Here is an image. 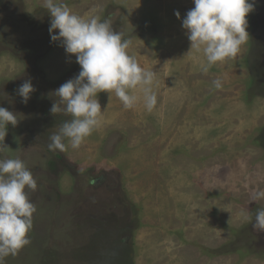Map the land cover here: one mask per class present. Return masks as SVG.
<instances>
[{
    "label": "rangeland",
    "instance_id": "1",
    "mask_svg": "<svg viewBox=\"0 0 264 264\" xmlns=\"http://www.w3.org/2000/svg\"><path fill=\"white\" fill-rule=\"evenodd\" d=\"M62 2L131 41L128 54L155 73L157 104L147 111L137 89L125 109L101 92L100 127L78 149L65 140L50 151L71 117L51 114L49 94L80 66L51 42L43 0H0V106L18 119L0 159H22L37 181L26 189L30 243L5 264H264V232L251 225L264 208L252 201L264 190V0H249L238 55L207 73L182 28L193 0ZM25 80L35 88L27 104L17 94Z\"/></svg>",
    "mask_w": 264,
    "mask_h": 264
},
{
    "label": "clouds",
    "instance_id": "2",
    "mask_svg": "<svg viewBox=\"0 0 264 264\" xmlns=\"http://www.w3.org/2000/svg\"><path fill=\"white\" fill-rule=\"evenodd\" d=\"M194 8L182 19V28L190 41V50L202 53L205 73L218 62L234 58L249 39L248 20L254 4L249 0H193ZM51 17L49 34L51 42H59L66 54L75 56L79 73L67 80L49 95L55 99L50 109L54 116L65 113L71 117L63 122L58 132L50 136L48 149L64 151L68 145L78 149L84 140L101 125L102 109L98 100L101 92L114 93L125 109L132 108L138 100L134 91L142 92L145 109L151 112L157 104L153 91L155 73L142 68L136 58L128 54L131 41L113 29L111 21L93 14L84 18L75 14L62 0H43ZM180 18V13H175ZM58 30V33H57ZM212 85L222 87L215 79ZM35 88L31 80L17 89L22 102L27 104ZM17 115L0 106V152L9 125L15 127ZM67 140L68 145L64 143ZM26 189L37 190V181L20 158L0 159V264L5 258L15 256L30 243L28 233L32 228L36 207ZM264 200V190H257L252 201ZM242 221L252 220L249 212L241 209ZM252 228L264 232V208L257 209Z\"/></svg>",
    "mask_w": 264,
    "mask_h": 264
}]
</instances>
